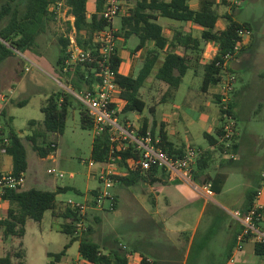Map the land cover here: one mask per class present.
<instances>
[{
	"label": "crops",
	"instance_id": "1",
	"mask_svg": "<svg viewBox=\"0 0 264 264\" xmlns=\"http://www.w3.org/2000/svg\"><path fill=\"white\" fill-rule=\"evenodd\" d=\"M140 1L141 0H125V11L120 17H118L120 26L116 29V49L122 62L119 74L122 76L132 75L136 78L143 68L146 60L152 56L153 51V54H156L158 59L153 70L144 81L139 91L140 98L146 104L142 112H124V107L127 102L121 98L122 91H119L115 100L119 124L125 126V128H128L133 132H140V129L145 123L147 128L146 134H149L152 137L151 133H153L155 140L160 139V131L163 129L167 135V140L173 144L175 150H180L184 153L187 148L193 147L199 150L200 153H209L211 155V159L209 161V168L205 171V175L200 176L198 180L193 179L192 184L187 183L182 180L181 177L174 176L165 170H153L152 172H149L146 180L137 182L130 187H127L122 182L115 183L113 189H115L117 185L126 189L123 196L127 200L129 205L128 207L131 209L139 207L142 211H144L143 214L145 215L144 227H139V229L135 228V231L132 230V232L129 231L127 233V247L136 254V264H141L143 256L147 257L149 262L154 264H264V254H259L257 252L256 244L253 241L246 242L242 250L234 251L236 235L240 230V222L234 218L233 213L235 211L245 212L247 208V195L252 191L258 190V194L254 199L253 205L258 206L262 210V218L259 222V227L264 229V154L259 156L255 153V151H250L251 148L249 146L244 147L239 132V118L235 113L237 100L240 95L239 90L236 88L237 84L239 82L244 83V74L246 72H243L253 69L257 60L256 55H260L259 50H256V46L254 45L255 41L253 33L245 35L242 45L243 47L239 56L228 62L229 64L226 63V66L231 69V73L236 78L232 98V110L238 127L236 148H234L237 158L236 160H229L225 153L222 152L223 149H221V143L223 142V135L221 136V133L218 132L220 131L218 129L221 127V122L217 99L221 82L219 85L209 86L205 91L202 90V84L205 77V67L217 55L218 45L215 42L201 41L204 28L198 24L190 21L175 20L153 13L157 16V20L155 22L163 28L164 36L169 40H173L175 37H180V34H183L191 36L193 39L200 40L202 43V52H196L194 49H188L187 53H185L182 48L176 49L177 54L181 56H185V54H187L192 59L187 63L189 69L182 78L180 86L177 89H172L168 84L164 83L157 77L158 70L163 65L169 52L167 47L163 50H157L155 43L149 41L144 47L137 49L140 44L139 36L134 34L126 39L121 31L122 18L129 16L131 12L136 9L137 4ZM160 1L170 2L171 0ZM96 2L97 0L88 1V18L95 13ZM203 2L204 0H189L188 4L190 9L199 11L203 6ZM215 2L218 9L219 6H225L219 0H215ZM224 14L225 13H220L222 16ZM226 27L227 20L221 17L216 24V29L218 31H223ZM209 49L214 50L212 56L209 54ZM246 51L248 53L245 54ZM37 57L38 61H32L58 84L56 88L52 89L50 95L44 98L45 102L42 104L41 110L53 94L60 93L62 91L70 93L76 99L75 94H79L81 92H75L70 86H67L64 83L65 76L61 75L57 65H54L52 62L54 60L48 59L44 53H42V56L37 55ZM226 66L223 68L222 79L225 78L226 75ZM257 76L259 78L260 76L261 78H264V71L262 73H257ZM198 77H201V83L195 88L194 82ZM208 94H212V98L209 97ZM62 99L63 98H61V100ZM23 102L24 101L21 100H15V97H13L4 107L3 122L7 121L11 124V127L14 126L15 117L7 113V108L10 105H19ZM213 106L217 109V117H213L215 113ZM71 108H76V102L73 101V99L68 105V114ZM261 109L262 106L259 105V110ZM191 116L203 121V128L205 130L202 131L206 139V145L204 147H194L190 143V139L193 138L191 130H183V134H185L186 139L180 138L179 141L176 139L174 141L173 139L181 134V132L177 130L176 123L181 121L184 122L186 117ZM43 120L44 114L43 119L39 121V124L32 126V128L37 127L42 129ZM15 131L23 140L22 135L17 130ZM29 136L30 135L27 137ZM206 136L213 138L217 144L212 145L210 143V139L208 140ZM244 151L251 152L250 162L258 161L260 166L257 170L247 168L245 171H241L239 168L235 169V164L241 162L240 156ZM3 156L9 157L11 161L4 158L2 163ZM48 157L52 158V156ZM95 164L100 163L94 162V165ZM131 164L132 160L130 159L127 161V165L130 166ZM12 165V158L3 152H0V173H11ZM100 165L102 167L99 172L95 175L91 174L92 176H90V178H98L100 172L105 169H110L116 174V176H123L127 173L125 167L119 166L118 164L109 163ZM195 166L194 169L196 168ZM239 173L242 175L241 179L239 178ZM217 174L226 175L225 183L221 191L218 193L212 188L214 191L213 197H208L201 193L198 189L208 183V181H206L209 179L208 177L214 178ZM25 179L27 181V172L25 173ZM37 186L45 187L47 184L39 181ZM33 188L51 192L59 190L61 193L72 188L75 190L77 195L83 196L84 201L79 203H85L90 207L93 192L97 191V189H90L88 185L84 188V190H82L81 188L76 187L75 184H69L63 187L54 186L51 190L42 189L40 187L24 189L23 186V190H30ZM58 196L56 198V207L45 213V215L50 213L52 219H64L63 214L66 202L65 200L58 201ZM112 196L114 200L112 201L114 203L112 211L114 212L118 209L120 196L118 193H112ZM8 208V203H0V209H6V211H4L5 214ZM106 209L107 208L105 207V210ZM209 210V217L205 219V215ZM91 211H95L93 216L96 217L97 222H99L98 212L100 211L93 210L91 208L86 211L87 219H89L90 222L92 221L90 220ZM45 215L42 221L45 219ZM4 216L5 215H2L0 219ZM63 224L59 229L61 231L63 230ZM108 236L112 237V234H107V237ZM91 238L93 239L92 234ZM6 240L3 239L2 235L0 236L1 247ZM94 241L99 243L96 240ZM112 241H114L113 237ZM99 244L106 248L105 252H107L109 248L114 247L113 244ZM121 245L126 244L120 243L119 246ZM24 252V261L25 264H27L26 251L24 250ZM7 255L8 251L5 255L0 253V258L6 257ZM85 263L86 261L81 258L80 254H78V257L76 258L66 257L65 254L58 264Z\"/></svg>",
	"mask_w": 264,
	"mask_h": 264
},
{
	"label": "trees",
	"instance_id": "2",
	"mask_svg": "<svg viewBox=\"0 0 264 264\" xmlns=\"http://www.w3.org/2000/svg\"><path fill=\"white\" fill-rule=\"evenodd\" d=\"M56 1L59 0H4L1 3L0 22L6 20L7 23L0 29V63L10 57L16 56L15 51L30 53L37 47L38 36L46 31L48 22L52 19L48 11L49 5ZM64 1L66 6L69 7L68 14L74 17V27L78 45L85 50L95 49V33L104 30L108 26L107 21L101 16L103 10L102 0H97L95 13H93L90 18H88V0ZM188 1L189 0H171L170 2H164L160 0H141L138 2L136 9L132 11L129 16L122 18L121 31L126 39L134 34L139 36L140 44L137 49H141L149 41L155 43L157 50H163L167 47L169 52L163 65L158 70L157 77L168 84L172 89H177L181 84L182 78L189 69L187 63L192 58L187 54H185V56L177 54L176 49L182 48L185 53H187L188 49L202 52V43L200 40L193 39L191 36L183 34H180V37L169 40L164 36L163 28L155 22L157 16L153 13L175 20L190 21L202 26L204 31L202 32L201 41L215 42L218 45L217 55L205 67V77L202 84V90L205 91L211 85L220 84L224 65L226 63L229 64L228 62L237 58L242 50L244 38L240 35V32L246 31L251 33V25L249 23L241 24L235 21L232 14L226 13L223 16L220 15L215 0H204L203 6L199 11L190 9ZM221 3L225 6H229L230 4L228 0H221ZM221 17L227 20V27L223 31H218L216 29V24ZM71 31L72 27L70 22H68L67 34ZM69 44V37H66V35L59 38L57 67L61 75L65 76L64 83L77 93L94 91L100 81L98 77L100 66L98 63L92 62H78L76 64L67 65V60L70 57L68 52ZM237 45H241V49L239 52L235 53V47ZM153 53L144 63L139 75L134 78L132 75L122 76L119 74L122 62L117 54V49L115 48L114 50L113 68L118 73L117 83L121 87V98L127 102L124 107V112H142L146 106L145 102L140 98L139 91L158 59V56ZM228 55L234 56L227 61L226 57ZM65 69H67V71H65ZM225 71L231 73V69L228 68V66H226ZM61 98L63 99L61 100ZM72 99L73 101H77L70 93L62 91L53 94L42 107V112L44 114L42 129H35L32 135L29 136V140L33 144V149L40 157L45 158L57 149L55 140L49 143L47 137L49 134H63L68 115V105ZM217 100L220 111V122L222 123V107L219 94ZM232 101L233 99H231L229 103L228 113L236 121L232 110ZM78 102H76V104H78ZM79 103L78 105H81V127L83 129H93L94 121L92 117L89 115L87 108L81 102ZM25 104L26 101L19 105L23 106ZM30 124L32 127L38 125L39 122L32 121ZM3 125V134L9 139V144L4 145L0 140V152L12 158L13 165L11 174L19 176L21 173H26L28 170L26 148L22 138L12 129L11 124L5 121ZM146 130V124L144 123L138 133L145 136L147 133ZM218 130H220L218 132L221 133L222 136L224 133L222 125ZM151 134L153 140H155L154 134ZM237 136L238 135L232 138V144L229 148L226 146L227 141L222 139L221 149H223V153L229 150L235 153L234 148H236ZM159 137L160 147L170 156L179 157L185 153V151L183 153L180 150L177 151L174 149L173 144L167 140V135L163 129H161ZM206 137L208 140L210 139L212 145L217 144L210 136ZM40 138H42L44 143H47L45 144L46 146L39 144ZM109 138V128L94 137L91 159L95 163L118 164L119 166L125 167L127 173L123 176H114V180L115 182H122L127 187L146 180L149 172H143L140 167L135 164L141 159V151L131 143L125 151L120 149L111 154ZM130 159L132 160V164L128 166L127 161ZM210 159L211 155L209 153H200L195 166L196 168L193 169L192 173L194 180H198L200 176L205 175V171L209 168ZM1 174L2 173H0V175ZM208 178L209 179L206 181L211 183L212 188L219 193L225 183L226 175L217 174L214 178ZM60 193L59 190L51 192L34 188L30 190H23V188L7 190L3 196H0V203L6 202L9 204L6 215L0 219V227L3 228V239L6 240L9 237L23 238L26 233L27 221L33 220L35 222H41L45 213L56 207V198ZM95 193L96 192H93V195ZM257 194L258 190L248 193L247 208L244 213L252 208ZM64 210L63 217L65 222L62 231L70 235L71 243L76 241L79 242V254L81 258L86 261L85 264H131L128 260L127 251L122 250L119 246V242L117 246L109 248V250L107 249L108 251L105 252L106 248L91 238V226H89L83 235L76 236L75 223L79 220L78 209L66 205ZM68 247V245L65 246V249L57 254L49 253L48 264H58L66 254ZM256 247L259 254H264V246L256 245ZM16 257L19 261L18 263L12 261V256L8 254L6 257L0 258V264H25V255L22 260L20 254L17 253ZM141 264L154 263L149 262L148 258L143 256Z\"/></svg>",
	"mask_w": 264,
	"mask_h": 264
},
{
	"label": "rangeland",
	"instance_id": "3",
	"mask_svg": "<svg viewBox=\"0 0 264 264\" xmlns=\"http://www.w3.org/2000/svg\"><path fill=\"white\" fill-rule=\"evenodd\" d=\"M3 1L0 0V6ZM88 1L90 2V0ZM219 12L221 14H232L233 19L241 24L249 23L255 41L254 45L256 47H254L260 52V55H256L257 60L254 68L243 72H246L244 74V83L239 82L237 84L236 88L239 90L240 95L237 100L235 113L239 118V132L244 147L249 146L251 148L250 151H255L256 154L262 156L264 154V78H261V76L259 78L257 73L264 71V0H242L241 5L230 3L228 7L219 6ZM49 14L51 16L50 12ZM119 22L118 18L114 20V29L120 26ZM6 23V20L0 22V29ZM67 29L68 22L63 18L59 20L51 19L48 22L46 31L38 36L37 47L32 52L21 53L15 51L16 56L0 63V99L3 95L9 96V93L13 91L12 98L15 97V100L26 101L23 106L10 105L7 108V113L15 117L12 129L17 130L22 135L27 152L28 170L24 189L32 187L42 188L43 186H37L39 181L46 183L47 186L42 189L48 190L53 189L54 186L63 187L69 184H75L76 187L82 190L87 185L92 190L103 189V185L98 178H90V176L97 174L102 166L95 164L92 168L88 167L89 162L94 163L91 159L92 142L94 137L99 134L95 126L93 129H83L81 127V105H78L80 104L78 101H75L78 102L76 108L70 109L63 134H49L47 137L49 143L55 140L58 146L54 152L48 155L52 156V158L48 156L45 158L40 157L33 149V144L29 137H27L32 135L33 131L37 129V127H31V121L36 120L39 122L43 119L41 106L45 102L44 98L50 95L52 89L56 88L58 84L39 67H32L29 72H26L25 68L29 63L25 58L38 61L37 55L42 56V53H44L48 59L54 60L52 62L56 66L59 55V38L67 34ZM209 52L212 56L214 50L209 49ZM246 53L248 52L246 51ZM200 83L201 77H198L194 82V87L196 88ZM208 96L212 98V94H208ZM259 105L262 106L261 110H259ZM213 109L215 111L213 117H217L216 107L213 106ZM2 121H4L3 118ZM176 126L181 134L173 138L174 141L175 139L179 141L180 138L186 139L183 130H191L193 138L190 139V143L194 147H204L206 145V139L202 131L205 130L202 120L194 118V116L186 117L184 122L176 123ZM135 133L142 137L137 131ZM43 143L42 138H40L39 144L46 146L45 144L47 143ZM250 153L247 151L242 153L240 156L241 162L235 164V169L239 168V170L245 171L247 168L252 170L259 168L260 164L258 161H255L256 163L250 162ZM4 158L11 161L9 157L3 156L2 163ZM52 168L62 172L64 178L49 174L48 170ZM241 176L239 173L240 179ZM110 192L118 193L120 196L118 209L114 212L109 209L110 200H107L104 204L107 209L105 210L104 208L98 212L99 222L93 216L95 211H91L90 220L92 221L90 222L89 219H86L87 225L88 228L91 226L92 237L99 243L117 246L119 242L128 246L127 233L129 231L132 232V230L135 231V228H143L145 225L144 211L139 207H134L133 209L128 207L127 200L123 196V193L126 192L124 187L117 185ZM69 199L76 202L84 201L83 196L77 195L72 188L60 193L58 196V201L65 200L67 202ZM4 211L6 209H0V217L6 215ZM209 212L210 210L206 213L205 219L209 217ZM64 222L63 218L52 219L50 213L45 215V219L42 222L30 220L26 225L25 237L23 239L9 237L2 247L0 245V253L5 255L8 251V254L12 256V260L18 263L16 254H20L22 260L25 250L27 264H48V253L57 254L65 249V245L68 244L66 257L76 258L79 254V242L71 243L70 235L59 230ZM107 234H112L116 243L112 241L111 236L107 237ZM1 235H3L2 227H0Z\"/></svg>",
	"mask_w": 264,
	"mask_h": 264
},
{
	"label": "built area",
	"instance_id": "4",
	"mask_svg": "<svg viewBox=\"0 0 264 264\" xmlns=\"http://www.w3.org/2000/svg\"><path fill=\"white\" fill-rule=\"evenodd\" d=\"M124 1L125 0H102L103 10L101 16L107 21L108 26L104 30L95 33L94 44L96 45V48L93 50H85L78 45L76 40V30L74 27V17L68 14L69 7L66 6L65 1L59 0L49 5L48 11L51 13L52 19L59 20L63 18L65 21L70 22L72 27V31L69 34H66V37H69L70 41L68 47L70 57L67 60V65L76 64L78 62H92L98 63L100 66L98 71L100 81L95 90L75 94V97L87 108L89 115L94 121V126L98 134L103 133L109 128L111 154L120 149L125 151L129 147V144L132 143L141 151V159L135 164H137L143 172L165 170L174 176L181 177L182 180L187 183L192 184V173L200 156L199 150L189 147L182 156L172 157L160 147L159 139L153 140L149 134L140 137L132 130H128V128L119 124L115 100L121 87L117 83L118 73L113 68V56L117 39V30L114 29L113 22L124 13ZM228 2L234 5H240L241 0H228ZM246 34H248L246 31L240 32V35L243 38ZM240 49L241 45H237L235 47V53L239 52ZM233 56L234 55H228L226 60H230ZM25 60L29 63L25 68L26 72H29L32 67H37L32 60L28 58H25ZM224 66H226V64ZM65 71H67V69H65ZM225 73V78L221 81L219 95L222 107V129L224 132L222 139L227 141L226 146L229 148L232 144V138L238 135L236 121L228 113L229 103L231 102L236 84V78L231 73ZM13 94L14 92L12 91L9 93V96L3 95L0 99V140L4 145L9 144V139L3 134V111L5 105L12 99ZM225 155L229 160H236L237 158L236 154L230 150L226 151ZM93 166L94 163L89 162L88 167ZM48 173L55 174L59 178H64V174L54 168L49 169ZM114 176H116V174L110 169H105L100 172L98 178L103 185V189L97 190L96 193L92 195L91 207L85 203H79L72 199H69L66 202L67 206L78 209L79 220L75 223L76 236L83 235L88 229L86 220L87 209L91 208L97 211L103 210L105 208L104 204L107 200H110L111 202L109 209H113L114 203L112 201L114 200L110 190L116 183ZM25 182V173H21L19 176L11 173L1 174L0 196H3L7 190L23 188ZM198 190L208 197L214 196L211 183L204 184L202 188H199ZM233 216L240 222V230L236 235L234 251L242 250L248 241H253L256 245L264 246V229L259 227V222L262 218L261 208L253 205L246 213L235 211ZM120 247L122 250L127 251L129 263L136 264V254L129 250L126 245H121Z\"/></svg>",
	"mask_w": 264,
	"mask_h": 264
},
{
	"label": "water",
	"instance_id": "5",
	"mask_svg": "<svg viewBox=\"0 0 264 264\" xmlns=\"http://www.w3.org/2000/svg\"><path fill=\"white\" fill-rule=\"evenodd\" d=\"M15 51V50H14Z\"/></svg>",
	"mask_w": 264,
	"mask_h": 264
}]
</instances>
